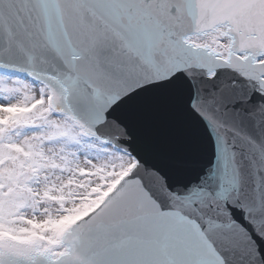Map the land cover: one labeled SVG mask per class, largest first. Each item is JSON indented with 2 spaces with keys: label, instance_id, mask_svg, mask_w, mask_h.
Returning <instances> with one entry per match:
<instances>
[{
  "label": "snow or ice",
  "instance_id": "6c2138e0",
  "mask_svg": "<svg viewBox=\"0 0 264 264\" xmlns=\"http://www.w3.org/2000/svg\"><path fill=\"white\" fill-rule=\"evenodd\" d=\"M56 6L0 0V264H264V0H83L138 16L77 34Z\"/></svg>",
  "mask_w": 264,
  "mask_h": 264
},
{
  "label": "water",
  "instance_id": "95a60500",
  "mask_svg": "<svg viewBox=\"0 0 264 264\" xmlns=\"http://www.w3.org/2000/svg\"><path fill=\"white\" fill-rule=\"evenodd\" d=\"M83 0H57V6L52 8L48 14V20L51 22L54 28H58L63 31L67 29L70 34H77L82 31L86 27H91L95 25H108L110 27H114L116 24H123L128 22V20L132 17L138 16V13L135 11L128 10H111L109 12H102L98 10H92L85 6H82ZM41 18V24L45 23L43 12L37 13ZM154 18H159V14L157 12H153L151 14ZM217 59L224 60L227 62V59H222L217 57ZM174 65L171 63H160L158 65H150L148 69L140 76V82H146L147 80H160L163 79L166 75L171 74V70ZM202 74V73H201ZM195 75V74H193ZM193 78L192 76L189 77ZM188 88L187 84L182 83L183 96L184 99L187 100L188 97ZM197 111H200L198 105H194ZM201 115H204L201 113ZM205 120L209 123H213L211 121L210 116L205 115ZM195 120L196 118L193 117ZM200 128V133L203 138V150L204 153L201 155V163H206L207 160L211 157L212 146L211 143L207 140V133L203 131V124H199V121H196ZM105 133L108 135H119L122 141H127L128 136L125 131L119 127L118 125L113 124L110 129H106ZM257 141L259 142V137H257ZM126 145H120V147H125ZM248 155L251 157L253 155H257L255 151H250ZM239 159V158H238ZM244 167L247 168L249 166V160L243 161ZM236 183L235 177L229 173L224 177L223 182H216V186L214 188L215 191H220L222 189H229L234 187ZM237 219L241 218V213H234Z\"/></svg>",
  "mask_w": 264,
  "mask_h": 264
}]
</instances>
